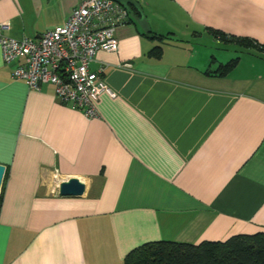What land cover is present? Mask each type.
Masks as SVG:
<instances>
[{
	"label": "crops",
	"instance_id": "obj_1",
	"mask_svg": "<svg viewBox=\"0 0 264 264\" xmlns=\"http://www.w3.org/2000/svg\"><path fill=\"white\" fill-rule=\"evenodd\" d=\"M78 1L0 0V22L34 40ZM133 1L164 38L115 28L116 50L88 64L111 92L95 117L12 79L0 57V264H123L148 242L264 234V0ZM71 178L82 194L58 195Z\"/></svg>",
	"mask_w": 264,
	"mask_h": 264
},
{
	"label": "built area",
	"instance_id": "obj_2",
	"mask_svg": "<svg viewBox=\"0 0 264 264\" xmlns=\"http://www.w3.org/2000/svg\"><path fill=\"white\" fill-rule=\"evenodd\" d=\"M127 17L112 0H79L61 25L46 29L34 40L6 36L8 24L0 22V57L4 64L15 62L12 79L30 90L49 85L60 103L92 118L97 97L111 92L102 81L103 68L91 72L88 64L96 52L116 50L114 30Z\"/></svg>",
	"mask_w": 264,
	"mask_h": 264
},
{
	"label": "trees",
	"instance_id": "obj_3",
	"mask_svg": "<svg viewBox=\"0 0 264 264\" xmlns=\"http://www.w3.org/2000/svg\"><path fill=\"white\" fill-rule=\"evenodd\" d=\"M127 21L133 23L129 16ZM208 31L220 42L235 43L242 48H263L251 40L225 36L214 30ZM142 35L159 41L164 38L152 32ZM160 56L159 46L146 53V57L151 59H159ZM236 63L237 58H233L217 64L212 74L224 77ZM123 264H264V234L236 235L223 242L205 241L197 245L171 241L148 242L130 250L123 258Z\"/></svg>",
	"mask_w": 264,
	"mask_h": 264
},
{
	"label": "water",
	"instance_id": "obj_4",
	"mask_svg": "<svg viewBox=\"0 0 264 264\" xmlns=\"http://www.w3.org/2000/svg\"><path fill=\"white\" fill-rule=\"evenodd\" d=\"M118 3L127 13L129 18L140 28L143 33H148L149 28L147 21L142 13L138 3L133 0H112ZM4 173V166L0 165V185ZM83 184L76 179H67L57 186L58 195L60 196H80L83 192Z\"/></svg>",
	"mask_w": 264,
	"mask_h": 264
}]
</instances>
